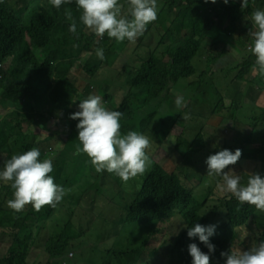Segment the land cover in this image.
Masks as SVG:
<instances>
[{"label":"trees","instance_id":"1","mask_svg":"<svg viewBox=\"0 0 264 264\" xmlns=\"http://www.w3.org/2000/svg\"><path fill=\"white\" fill-rule=\"evenodd\" d=\"M34 0H16V12L11 0H0V62L11 58L10 66L3 70L0 67V91L12 97L14 109L6 114L0 113V149L6 151L26 152L36 147L40 150V159H51L55 183L69 191L56 206H44L39 212L31 205L8 224L5 231L0 230V264H29L31 250L29 247L50 242L67 248L69 242H75L88 233L87 222L90 217L104 215L115 224L103 227L107 237H118L127 225L138 224L149 226L151 234L161 231L167 224L176 221L182 230L171 246L172 258L180 264H192L188 246L196 243L200 250L208 253V248L198 238L187 236L189 228L196 224L215 225V233L210 242L215 251L210 254V264H225L221 252L230 247L248 250L253 244L264 241V211L255 206L241 205L235 197H225L216 192L213 184L197 179L184 193L167 207L154 201L152 195L146 193L144 201L128 195L127 184L114 174L96 172L87 155L77 154V147H82L78 140L77 123L69 117L78 111V105L84 100L83 86L99 69H111L109 60L118 53L140 48L149 43L150 32H161L169 19L190 15L194 23L205 33H209L216 21L223 16L228 17V28L212 40L214 47L211 56L217 59L222 54V47H216L218 41L223 47L232 49L235 44L232 36L237 34V43L245 51L241 61L232 69H227L230 85L235 79L246 75L249 82L256 79L252 74L256 57L249 51V44L254 43L251 36V15L255 9L264 6V0H249L248 7L242 9V0H229L226 5L222 0L215 4L205 0H157V20L150 23L151 30L146 31L136 42L127 40L117 42L115 38L97 37L82 23V10L69 9L71 4H63L59 9L52 6L50 0H37L36 7L31 8ZM127 11V0H120ZM70 11L77 24L74 35L69 31L71 21L65 12ZM78 37V38H77ZM55 40L61 46V54L49 57L45 53L47 46ZM103 48L105 59L96 56V49ZM60 55L76 60L78 68L69 64L66 70L57 66ZM142 71L143 68L139 67ZM10 78L7 86L6 80ZM39 80L36 86L44 82L52 86V92L46 98L44 107L49 109L37 112L29 100L34 96L32 82ZM27 84L24 86V82ZM137 110L121 117V134L129 131L138 132L142 123L150 124L156 129L167 117L177 111V96H188L180 93L175 81L162 76L150 80L143 78L135 83ZM27 102V103H26ZM233 107L236 103L233 100ZM143 109L142 113L138 111ZM53 118L54 126L47 124ZM248 130L255 143L253 153V173L264 177V106L259 114L252 116ZM61 124L67 128H61ZM37 131L50 129V134L40 138ZM26 137H34V143L24 142ZM258 165H263L257 172ZM3 168V164H2ZM0 187L7 191L13 199L14 190L11 182L0 181ZM205 207H211L221 220H211L204 213ZM245 238V239H244ZM240 239H244L241 241ZM51 251V247H48ZM115 252V249H109ZM141 249L134 251L141 253ZM73 252V251H71ZM74 255V252H73ZM73 255L70 252H57L50 264H68ZM39 259L36 264H41Z\"/></svg>","mask_w":264,"mask_h":264},{"label":"clouds","instance_id":"2","mask_svg":"<svg viewBox=\"0 0 264 264\" xmlns=\"http://www.w3.org/2000/svg\"><path fill=\"white\" fill-rule=\"evenodd\" d=\"M208 2L215 4L217 0H205ZM50 3L59 9L72 0ZM223 3L227 5L229 0ZM248 3L242 0L241 8H247ZM77 8L82 10L83 25L97 37L107 35L117 42L133 44L158 14L157 0H127L126 12L120 0H75L69 9ZM65 15L71 21L69 31L75 35L77 24L72 13L66 11ZM251 20L254 43L249 51L256 57L253 71L264 76V10L253 12ZM148 39L149 43L140 48L115 54L109 60L111 69H99L86 80L84 100L69 117L79 121L76 127L82 147H77V154H86L96 172L119 177L134 199L145 202L148 193L156 204L167 207L197 179H203L213 184L217 193L264 211V177L253 173L255 143L248 130L251 121L233 109L227 94L228 63L221 57L212 58L208 33L186 15L169 19L161 32H150ZM96 56L105 59L102 47L96 49ZM9 60L7 57L5 62ZM162 76L175 81L180 93L188 96L187 101L184 103L178 95L177 111L156 129L142 123L138 132L122 135L121 117L137 110L135 83L145 77L154 80ZM249 86H255V81ZM51 92L52 86L44 82L35 87L34 98L42 105ZM40 156V150L33 147L12 155L0 169V181L11 182L14 190L11 199L0 187V230L5 231L9 221H14L27 205L37 212L44 206L54 208L69 191L50 175L52 160H41ZM215 228L196 224L188 229L190 239L198 238L208 248L206 254L196 243L189 244L192 264H210V254L215 251L210 237ZM221 257L225 264H264V241L246 251L230 247L221 252Z\"/></svg>","mask_w":264,"mask_h":264},{"label":"rangeland","instance_id":"3","mask_svg":"<svg viewBox=\"0 0 264 264\" xmlns=\"http://www.w3.org/2000/svg\"><path fill=\"white\" fill-rule=\"evenodd\" d=\"M223 1V0H222ZM14 5L16 12V0H11ZM37 0L30 2L31 8L36 7ZM256 10H264V6H258ZM254 11V12H255ZM252 17V15H251ZM229 19L226 16L218 19L215 25L208 33L211 40L218 37V35L228 28ZM151 24L147 26V30H151ZM251 23L250 32L253 31ZM145 31V32H146ZM237 34L232 36V41L235 46L232 49L223 47V42L218 41L216 47H222L221 58L223 62L228 63L227 69H232L236 66L244 56L245 51L241 45L237 43ZM253 43H250L251 46ZM214 44L212 43V48ZM61 46L55 41L47 46L45 53L49 57L56 56L57 53L61 54ZM6 59L2 60L0 67L6 70L11 63ZM76 60L69 59L67 56L60 55L57 61V66L61 70H66L69 64H74L75 68H78ZM252 74L256 75L255 86H249L250 76L246 75L239 79H235L227 88V94L236 103V107L233 109L240 110L243 115L248 117L251 122L254 121L253 115L259 114L262 107L264 106V76L258 72L251 71ZM10 81L8 78L4 86H7ZM39 83V80L32 82V87L35 93V87ZM27 81L24 82V86ZM27 103V102H26ZM32 105L37 112L45 110L49 113V109L44 107L45 103L40 105L34 96L29 100L27 105ZM14 101L11 96L0 91V113L6 114L14 109ZM142 113V110L138 111ZM48 128L54 126V120L51 118L47 124ZM61 128H67V125L61 124ZM32 133H38L40 138H45L50 134V129L37 131L34 127L31 128ZM24 142L34 143V137H26ZM21 151H6L0 149V169L2 164L7 159H10L14 154H23ZM86 154H82L85 156ZM263 165H258L257 172L260 171ZM204 213L207 214L211 220H221L220 216L213 212L211 207H205ZM14 221H9L8 224H12ZM115 226L113 222L107 219L104 215L92 216L87 222L86 226L88 233L84 234L75 242H69L67 248H63V245L58 243L55 246L50 242H43L38 246L29 247L31 250V260L29 264H36L39 259L42 260L41 264H50L52 258L57 256V252H74L73 257L68 264H180L177 263L171 255V246L175 242L177 235L181 232L182 228L176 221L167 224L161 231H157L151 234V228L149 226L139 227L138 224L127 225L118 237L110 235L107 237L103 227L105 225ZM0 236H2L0 234ZM48 247H51L49 251ZM109 249H115V252L109 251ZM141 249V253L137 254L134 251Z\"/></svg>","mask_w":264,"mask_h":264},{"label":"built area","instance_id":"4","mask_svg":"<svg viewBox=\"0 0 264 264\" xmlns=\"http://www.w3.org/2000/svg\"><path fill=\"white\" fill-rule=\"evenodd\" d=\"M251 85H253V83H251ZM40 104V103H39ZM41 105V104H40ZM70 255H73V252H70Z\"/></svg>","mask_w":264,"mask_h":264},{"label":"crops","instance_id":"5","mask_svg":"<svg viewBox=\"0 0 264 264\" xmlns=\"http://www.w3.org/2000/svg\"><path fill=\"white\" fill-rule=\"evenodd\" d=\"M232 101H233V100H232ZM233 108H234V107H233ZM234 111H235V112H237V111L241 112L240 110H235V109H234ZM241 113H242V112H241ZM3 165H4V164H3Z\"/></svg>","mask_w":264,"mask_h":264}]
</instances>
